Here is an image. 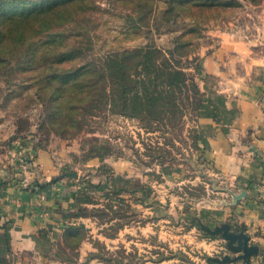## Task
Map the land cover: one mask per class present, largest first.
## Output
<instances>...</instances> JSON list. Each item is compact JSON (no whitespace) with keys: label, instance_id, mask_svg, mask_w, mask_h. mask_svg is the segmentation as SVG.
<instances>
[{"label":"rangeland","instance_id":"obj_1","mask_svg":"<svg viewBox=\"0 0 264 264\" xmlns=\"http://www.w3.org/2000/svg\"><path fill=\"white\" fill-rule=\"evenodd\" d=\"M27 1L49 5L25 19L6 22L8 35L0 42L5 45L0 49L5 55L0 63V160L15 158L12 150L16 157H29L34 154L30 147H39L72 162L59 175L76 171L78 177L60 178L77 182L84 207L80 212L96 221L95 232L106 239L88 230L77 237L89 233L97 253L121 259H103V264H177L180 252L200 264H225L207 257L236 253L222 233L208 229L221 224L208 226L198 211L230 196L227 183L198 161L199 151L185 140L195 122L189 120L172 145L160 131H146L137 119L111 112L93 115L84 107L71 110L60 97L72 95L75 80L52 75L107 51L138 45H183L181 51L200 57L222 45L225 37V45H253L263 51L264 0H178L170 18L164 15L167 0ZM13 45L32 46L37 53L22 55V61ZM64 82L66 89L58 99L51 91ZM77 114L83 118L75 123L71 116ZM91 155L96 160L86 163ZM88 201L94 205L83 204ZM194 216L207 227L190 225ZM73 246L55 243L47 255L62 248L73 258ZM161 257L166 259L159 261ZM35 260L29 253L21 258L14 254L0 257V264H40ZM234 264H243V259Z\"/></svg>","mask_w":264,"mask_h":264},{"label":"crops","instance_id":"obj_2","mask_svg":"<svg viewBox=\"0 0 264 264\" xmlns=\"http://www.w3.org/2000/svg\"><path fill=\"white\" fill-rule=\"evenodd\" d=\"M225 41L224 37L222 45L200 56L199 83L205 94L195 133L206 163L227 183L230 199L201 207L198 215L208 226L229 223L232 230L243 229L250 242L259 245L252 264H264V50L232 42L225 45ZM30 150L34 154L21 169L0 160V257L16 254L21 258L29 253L36 263H66L55 253L47 255L48 247L64 244L70 225L84 224L93 237H100L94 229L96 221L79 214L83 199L75 180H53L72 162L60 160L47 148ZM96 158L91 155L86 163ZM26 178L28 185L23 183ZM242 193L245 195L235 198ZM89 233L76 249L74 260L103 264L98 257L87 260L95 252Z\"/></svg>","mask_w":264,"mask_h":264},{"label":"trees","instance_id":"obj_3","mask_svg":"<svg viewBox=\"0 0 264 264\" xmlns=\"http://www.w3.org/2000/svg\"><path fill=\"white\" fill-rule=\"evenodd\" d=\"M177 1L167 0L168 7L164 10L167 18H170L168 13L175 8ZM27 2V0H0V42L8 35L7 20L25 19L33 12H42L46 9L45 6L49 5V2L43 4L44 1L42 3L34 1L33 5ZM226 2L230 4L233 1ZM4 46L0 45V49ZM13 46L20 50L22 61H24L22 55L30 56L32 53L35 57L37 53L31 48L32 46L27 48L24 45ZM77 47L78 45L72 48ZM181 47L183 45L162 47L149 44L107 51L99 56H93L77 67L66 68L62 73H53L52 76L57 78H73L75 83L71 96L62 94L66 89V80L64 85L56 84L51 93L58 99L63 95L60 97V103H65L71 110L84 107L89 109L93 115L100 112H111L137 119L146 131H160L166 141L172 145L176 144L175 136L185 130L188 121L195 122L190 129H187L189 134L185 135V140L190 147L199 151L198 161L206 163L205 150L196 143L195 133L199 110L205 94L199 83L200 57L198 55L191 57L181 51ZM72 51L73 49L69 52ZM4 56L0 54V63L5 61ZM49 67L54 66L49 65ZM78 114L71 116L75 123L83 118ZM190 158L191 161L195 160L193 153ZM34 182L39 184L37 181ZM120 191L118 188L117 192ZM83 208L80 207L79 214L89 216V214L80 212ZM192 219L193 222L190 225L207 227L199 217L194 216ZM83 230H88L84 224L67 227L63 245L74 244L73 250L76 252L80 242L87 236L83 234L77 237L76 233ZM64 253L67 254L66 250L61 248L55 255L65 261L77 263L74 257L65 256ZM94 257L121 262V259L116 256L107 258L96 251L89 253L87 260ZM163 259L166 257H161L159 261ZM180 260L177 264H200L183 252H180Z\"/></svg>","mask_w":264,"mask_h":264},{"label":"water","instance_id":"obj_4","mask_svg":"<svg viewBox=\"0 0 264 264\" xmlns=\"http://www.w3.org/2000/svg\"><path fill=\"white\" fill-rule=\"evenodd\" d=\"M61 176L78 177L76 171H65L61 175L55 177L53 180H58ZM245 193L240 194L235 198H241ZM213 233H222L223 237L227 241L229 249L236 253L232 256L225 254L223 257L208 256L207 260L217 263L234 264L239 259H243V264H252V257L259 253V245L250 242V235H248L243 229L232 230L229 223H222L216 229L211 230Z\"/></svg>","mask_w":264,"mask_h":264},{"label":"built area","instance_id":"obj_5","mask_svg":"<svg viewBox=\"0 0 264 264\" xmlns=\"http://www.w3.org/2000/svg\"><path fill=\"white\" fill-rule=\"evenodd\" d=\"M11 152V151H10ZM13 156H15V158H13L11 161H9V163L12 165V166H14L15 168H17V169H21V168H24L25 167V163H26V156H24L23 158L20 156H17L16 157V155H17V153L14 151V153L12 154ZM29 157H31V156H29ZM23 183H24V185H28L29 184V181H28V179L26 178V179H24L23 180Z\"/></svg>","mask_w":264,"mask_h":264}]
</instances>
